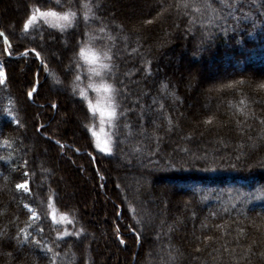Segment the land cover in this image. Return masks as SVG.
Wrapping results in <instances>:
<instances>
[{
  "label": "trees",
  "instance_id": "obj_1",
  "mask_svg": "<svg viewBox=\"0 0 264 264\" xmlns=\"http://www.w3.org/2000/svg\"><path fill=\"white\" fill-rule=\"evenodd\" d=\"M62 1L65 34L24 28L54 0L0 9V264H264V0ZM91 34L117 88L108 153L71 90Z\"/></svg>",
  "mask_w": 264,
  "mask_h": 264
},
{
  "label": "clouds",
  "instance_id": "obj_2",
  "mask_svg": "<svg viewBox=\"0 0 264 264\" xmlns=\"http://www.w3.org/2000/svg\"><path fill=\"white\" fill-rule=\"evenodd\" d=\"M73 60L83 78H74L71 90L74 95L83 98L92 114L88 126L94 127L102 136L118 116L117 88L109 78V52L89 38L77 49Z\"/></svg>",
  "mask_w": 264,
  "mask_h": 264
},
{
  "label": "rangeland",
  "instance_id": "obj_3",
  "mask_svg": "<svg viewBox=\"0 0 264 264\" xmlns=\"http://www.w3.org/2000/svg\"><path fill=\"white\" fill-rule=\"evenodd\" d=\"M9 4L10 6H11V8H12V10L14 11L13 12V14L11 15V17H10V19L11 20H13L14 22H16V14H17V12H19L20 11V6H19V0H0V9H2V5L3 4ZM85 2V1H84ZM54 3H55V7H51V8H47V9H44V10H42V11H46V10H49V9H51V10H54V11H56V12H58V13H62V12H64V11H68L69 9H66V8H60L61 6H62V4H63V1L62 0H60V3L59 4H57V0H54ZM87 4H88V2H87ZM41 10V9H40ZM72 10V9H71ZM72 11H74L75 12V10H72ZM80 12H82L83 14H81V15H83L84 16V20L87 22V20L90 18L89 16H90V14L88 13V10L86 9V8H82L81 9V11ZM87 14V19H85V15ZM77 15V14H76ZM76 17V16H75ZM75 17L73 18V20H72V22H71V25L69 26V27H65V28H63V29H61L60 27H56V26H53V25H51V24H48V23H45L44 22V20L42 19V18H39V17H37V19L34 21V23L32 24V25H29V27H31V26H33L34 24H38V23H42V24H45V25H47V26H49L50 28H52L53 30H55V32L57 31L58 33H61V34H65L67 31H70L71 30V28L73 27V25H75V23H76V20H75ZM28 27V28H29ZM89 38H91L92 40L94 39V38H98V36L97 35H94V34H91L89 37H88V39ZM94 41V40H93ZM95 43H97V44H100V45H103L102 43H99V42H96V41H94ZM104 46V45H103ZM58 47V48H57ZM57 47H54L53 48V54H57V53H62L63 52V48L62 47H60V46H57ZM105 47V46H104ZM182 61V60H181ZM181 61L179 62V64L181 63ZM177 64V63H176ZM178 65V64H177ZM188 75H190V76H192L193 74H197V71L196 70H193V68H191V69H189L188 70V72H186ZM17 79L18 80H20V81H22L23 83H25L26 81H27V79H28V77H27V71H23V70H18V73H17ZM82 79V78H81ZM186 79L188 80V77H186ZM29 81V80H28ZM51 85L53 86V91L55 92V93H58V94H60V93H62V88L60 87V88H58L56 85H54L53 83H51ZM28 92H32V94H33V91L32 90H29ZM66 100H68L67 101V103H68V105H67V109H66V113H65V115H63L64 113L62 112V114H60V117L62 118V120L63 119H65V121L66 120H68V117L70 116V114L72 115V119H73V122H75V123H77L78 124V126H77V129H79V126L81 125V114H80V112H79V108L76 106V105H74L73 103H71V101L67 98ZM117 101H118V99H117ZM63 111V110H62ZM116 120V119H115ZM115 120H114V123H115ZM114 123L112 124V125H110V126H108L107 128H106V130H105V134L104 135H100L97 131H96V129L94 128V127H92V136H93V139H94V143H95V146H96V148L98 149V151H101V152H104V153H108L109 151H110V148H111V144H112V136H113V128H114ZM93 133H96V135H93ZM100 144V147H97V144ZM30 147L32 146V144H30L29 145ZM102 149H107V150H102ZM45 152H47L46 150H45V148H42V155H43V157L45 156ZM60 167H62V166H60ZM118 168H121V164L120 165H118L117 166ZM63 171V167H62V169H61V172ZM146 182H148V181H146ZM20 184H23V185H25L26 186V188H20V189H22L24 192H28V182L27 181H24V182H22V183H20ZM19 184V185H20ZM148 184V183H147ZM166 186H162V188H163V192L166 194V195H168L167 193H170V187L167 185V184H165ZM62 187H63V189H64V192H65V196H67V198L71 201V202H76V196H77V194L75 193V191H72V190H70V188H68L69 186H68V184L66 183V181H64L63 180V182H62ZM130 187V189H136L135 187H133V186H129ZM85 202V206H86V208H87V210H89L90 208H91V206H90V201H89V198L88 199H86V201H84ZM30 208V207H29ZM30 211L33 213V212H35L34 211V209L33 208H30ZM36 213V212H35ZM50 215H51V217H52V219H53V221H57L59 224H61L62 226H66L67 225V222H68V220L67 219H65V216H61V215H58L57 213H54V211H51L50 212ZM33 216V215H32ZM142 264H149V263H147V261L146 262H144V263H142Z\"/></svg>",
  "mask_w": 264,
  "mask_h": 264
},
{
  "label": "snow or ice",
  "instance_id": "obj_4",
  "mask_svg": "<svg viewBox=\"0 0 264 264\" xmlns=\"http://www.w3.org/2000/svg\"><path fill=\"white\" fill-rule=\"evenodd\" d=\"M60 3V0H57V4ZM84 8H86L88 10V12L92 11V8L89 6V4L85 3L83 5ZM76 16V12L72 11L71 8H69L68 11H64L62 13H58L54 10H46V11H42L38 8H35L32 12V14L29 15L26 23L24 24V28H28L29 25H32L34 23V21L37 19V17L42 18L44 20L45 23L51 24L53 26L56 27H60L61 29L65 28V27H69L71 25V22L73 20V18ZM85 19H87V14L85 15ZM4 34L2 32H0V36H3ZM37 55L39 56V53H37ZM0 76H3V72L0 71ZM76 80L80 79L79 75H76L75 77ZM59 83V81H57ZM0 83H2V81H0ZM28 96H32V92H28ZM53 107H55V105H53ZM121 115H123V113H121ZM85 127L90 128V126L85 125ZM105 134V133H104ZM93 135H96V133H93ZM5 143H7V141H5ZM57 143L59 144V141H57ZM97 147H100V144H97ZM102 150H107V149H102ZM44 171H47V169H44ZM18 188H26L25 185L20 184L17 185ZM33 217L35 218L36 213L33 212L32 213ZM24 229H20V232H24ZM42 231V230H41ZM80 231H83V229H81ZM68 233H63V235H67ZM75 235H79V232L74 233ZM58 235H60V233H58ZM0 237H3V239H0V246H3V244L5 243V240L7 239V235L6 233H0ZM37 244H39V241H36ZM121 243H123V241H121ZM49 252H52V249H48ZM54 256H58V253H53ZM54 264V262H53Z\"/></svg>",
  "mask_w": 264,
  "mask_h": 264
}]
</instances>
